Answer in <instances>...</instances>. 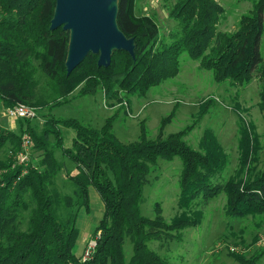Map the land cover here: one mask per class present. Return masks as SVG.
I'll use <instances>...</instances> for the list:
<instances>
[{
  "label": "trees",
  "instance_id": "obj_1",
  "mask_svg": "<svg viewBox=\"0 0 264 264\" xmlns=\"http://www.w3.org/2000/svg\"><path fill=\"white\" fill-rule=\"evenodd\" d=\"M137 0H119L118 25L135 40L133 57L115 51L109 67L98 66L99 56L90 54L70 75L66 60L70 33L63 27L51 30L56 0H0V100L5 109L18 104L38 107L41 71L50 90L49 99H61L81 87L79 96L103 90L107 102L131 105L127 97L144 99L153 89L182 71L188 55L201 70L213 73L217 84L243 88L257 79L258 108L264 116V0L252 2L233 32L221 31L226 9L217 0H176L169 18L176 22L161 38L153 17L138 16ZM173 0H163L169 3ZM214 101L200 104L195 121L183 130L166 134L180 105L162 118L155 139L148 138L144 122L137 142L123 143L114 133L116 114L101 129L77 119L46 116L43 129L31 119H18L14 132L0 125V152L7 144L19 152L23 135L29 133L35 149L43 151L35 164H15L13 157L0 161V264H173L150 247L162 239L181 241L184 232L202 224L203 209L222 194L227 197L226 218L264 213V171L254 175L259 161L258 137L253 125L240 115V148L245 179L224 180L228 156L215 132L208 128L194 149L186 138L200 125ZM64 129L75 131L72 145L65 146ZM54 138V142L50 141ZM57 151L76 167L67 174L74 194L62 193L57 178L65 164ZM182 162L178 208L182 213L167 221L157 209L154 217L142 213L147 177L161 161ZM91 188L104 203V213L93 237L94 253L87 260L74 250L80 237L77 221L81 209L91 212ZM130 239L133 253L125 251ZM239 264H256L263 252L251 259L235 255Z\"/></svg>",
  "mask_w": 264,
  "mask_h": 264
},
{
  "label": "rangeland",
  "instance_id": "obj_2",
  "mask_svg": "<svg viewBox=\"0 0 264 264\" xmlns=\"http://www.w3.org/2000/svg\"><path fill=\"white\" fill-rule=\"evenodd\" d=\"M217 1L226 9V19L219 26L221 31L236 30L240 17L252 9V2L248 0ZM175 4L176 0L169 3L163 0H137L136 13L138 16L153 17L159 26L161 38L169 41L167 35L176 25V22L169 18V10ZM261 52L264 55V36ZM181 64L182 71L176 78L153 88L146 98L127 97L130 99L129 106H121L117 100L107 102L103 90H99L93 96H79L81 87L64 98L49 99L51 92L47 86L48 81L45 75L38 71L36 77L40 80V85L37 94L46 104L41 103L38 107H34L37 116L31 119L32 126H36L37 130L43 129L46 116L52 113L57 118L77 119L85 125L101 129L106 120L116 114L114 133L121 142L128 144L139 140L141 122L145 123L148 138L155 139L159 133L162 118L167 117L176 104H179L180 108L172 123L166 128V134L183 130L195 121L200 104L212 98L214 103L209 113L186 138L187 142L194 149H199L204 130L212 129L228 156V165L222 177L226 181L230 178L245 179L240 148L242 122L237 111L239 107L246 123L254 126L258 137V143L256 144L254 139L252 144L254 149L257 146L260 148L254 175L262 173L264 171V116L258 108L257 79L243 88H234L228 83L217 84L213 73L201 70L199 62L188 55L182 57ZM19 123L17 119L8 115L7 109L0 100V125L17 132ZM62 131L65 146H71L75 131L64 128ZM25 134L29 135V133ZM50 141L54 142V138ZM12 149V145L7 144L0 152V161H7L13 157L17 164L21 149L16 153ZM42 154L43 151H38L34 147L30 163L35 164ZM56 155L65 164V169L56 180L57 187L62 193L72 195L75 187L69 181L67 174H73L76 167L60 151H57ZM181 171L182 162L178 159L173 162L161 161L153 168L147 177L144 190L145 199L142 206L144 216L154 217L157 209H160V214L167 221H171L182 213L178 208ZM226 205L227 197L222 194L203 209L202 224L187 229L183 240L152 241L150 247L173 264H239L235 255L248 260L263 252L264 244L261 240L264 237V213L228 219L225 215ZM104 209V203L97 190L91 188V212L81 209L77 221V227L80 230V237L74 250L77 256L84 258L92 241H95L97 246L93 234L102 219ZM125 251L128 257L133 253L130 239L126 240ZM256 264H264V256Z\"/></svg>",
  "mask_w": 264,
  "mask_h": 264
},
{
  "label": "water",
  "instance_id": "obj_3",
  "mask_svg": "<svg viewBox=\"0 0 264 264\" xmlns=\"http://www.w3.org/2000/svg\"><path fill=\"white\" fill-rule=\"evenodd\" d=\"M119 0H56L51 30L70 33L66 67L70 75L90 54L109 67L115 51L135 57L136 45L118 25Z\"/></svg>",
  "mask_w": 264,
  "mask_h": 264
},
{
  "label": "built area",
  "instance_id": "obj_4",
  "mask_svg": "<svg viewBox=\"0 0 264 264\" xmlns=\"http://www.w3.org/2000/svg\"><path fill=\"white\" fill-rule=\"evenodd\" d=\"M8 115L13 119H35L37 116L36 109L31 107L27 104H18L14 108L7 110ZM35 147V144L32 140L31 135L25 134L23 136V143L21 146V151L17 157V164L24 167L30 164V158H32V150ZM261 242L264 244V237L262 238ZM96 248V242L92 241L90 247L84 254V260H87L91 257L94 253Z\"/></svg>",
  "mask_w": 264,
  "mask_h": 264
},
{
  "label": "crops",
  "instance_id": "obj_5",
  "mask_svg": "<svg viewBox=\"0 0 264 264\" xmlns=\"http://www.w3.org/2000/svg\"><path fill=\"white\" fill-rule=\"evenodd\" d=\"M76 171H77V169L75 168V172L73 173V175L77 174Z\"/></svg>",
  "mask_w": 264,
  "mask_h": 264
}]
</instances>
